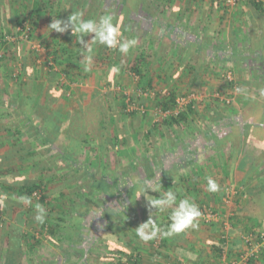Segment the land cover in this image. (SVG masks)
<instances>
[{
	"label": "trees",
	"instance_id": "1",
	"mask_svg": "<svg viewBox=\"0 0 264 264\" xmlns=\"http://www.w3.org/2000/svg\"><path fill=\"white\" fill-rule=\"evenodd\" d=\"M56 1L62 4L70 0ZM72 1L80 2V0ZM203 1L207 3L205 0H193L197 6L202 5ZM50 2L51 0L33 1L31 14H29V22L32 27L31 40L36 31L37 17L41 16V14L43 15L42 12L46 15L45 5L49 6ZM153 3L154 0H136L134 4H132L131 0H96V5L98 4V6L103 8L101 16L106 14L113 16V24L117 26L123 39L128 37L130 29L126 20L135 19L137 22L140 19L143 21L144 17L147 16L145 7ZM209 3L222 9L228 8L215 2L210 1ZM247 4L257 13L264 14L261 0L258 2L251 0ZM91 8L93 9V5ZM72 12L78 13L77 10H73ZM51 14H53L52 11ZM24 20L28 19L25 17ZM159 24L156 21L154 27L146 26V29H143L139 25L137 26L139 28H135V34L136 31L147 30L150 32L151 41H156L161 31ZM187 35L190 36V40L192 39L191 46L195 49L194 51H198V56L194 58L192 49L190 50L189 47L185 48L182 45H174L173 49L178 54H183L185 58L191 59L192 63L200 64L203 61L204 66L208 68L206 63H210V61L205 62V54L199 55L200 52L204 53V50L201 51L202 48L200 47L196 49L198 42L202 40L196 38L198 37L197 33L195 34L196 37L193 34ZM74 36H77V34ZM78 37L80 36L78 35ZM88 47L92 49V65H99L100 62L106 60L109 66H111L121 61L122 53L118 49L108 48L102 44L95 43L93 40ZM97 48H99V51L96 55H93ZM209 49V46H206L205 53L207 55L210 53V57L214 58L215 62L222 59L224 54L223 49ZM78 53H81V56L84 58L88 55L85 48H80L73 52H67L64 48H62L61 52L59 50L50 52L54 64L59 67L60 74L58 73V76L53 74V87L43 85L40 91L39 98L44 103L41 107L42 110L51 108L48 118L44 123L38 127L36 126L34 133L30 134L32 126L24 115L23 126L27 128L24 129L26 131L22 133L19 131L11 132L10 128H7L5 143L4 140L0 139V144L7 148L5 151H0V165L9 164L0 166V264H10L6 255H10L13 261H17L20 259L19 257H24L28 254H33L38 259H42L41 254L43 252H40V250L44 242L53 246L55 251L48 252L49 254L44 255V259L37 264H95L96 261L92 259V250L98 249L102 239L110 243L107 237L102 236L100 239L99 230L110 231L115 236L113 240H115L114 244L118 248H120L118 243L123 245V247H129L130 241H126L127 236L124 230L118 228L116 223H114V218L117 217V220L121 223L129 218L130 213L133 212L140 219L137 221L136 227L147 221L150 209L146 200L149 197L157 198L162 195V191L149 188L144 193V196H140L142 194L140 190L145 186L147 181H152L155 188V183L158 180L163 181L166 179V182L170 181L173 187L177 186L174 184L175 179L178 178V181L183 180V178L177 177V173L175 172L171 173L168 177L167 172L164 171L162 166L168 157L162 156L160 159L161 153H158L157 148H155L154 157H151L154 161L152 160V162H147L143 165L147 179L143 180L141 177L136 161L130 163L129 166L121 165L117 161L118 164L115 165L116 171L110 173L111 166L109 161L111 152L114 155L116 154L114 150L115 148L118 149V143L123 138L122 134H124V132H117L116 121H119L118 117L120 114L128 116L135 113L134 111L131 113L126 112L127 115L124 114V100L126 96L120 94L121 90L119 93H106L100 96V98L94 97L88 107L78 105L79 107L76 110L67 114L63 113L61 109L51 107L52 105H57L62 99L70 97L71 91L68 97L66 94L70 90L68 85L77 81L73 77L71 70L76 64ZM104 53L107 54L105 58L103 56ZM143 65V59L138 58L130 64L129 70L139 76L140 89H142L141 87L143 89H150L151 83L149 80L146 82L147 78L141 69ZM201 66L203 67V65ZM27 67L28 63L25 60L21 71L26 77L28 76L26 88L27 90L32 88V90H36L34 88L35 82H37L36 86H38L41 75L38 69H31L32 72L30 71L29 73ZM205 67H203V70ZM191 71L193 73L189 86H194L193 88L195 89L198 86L199 80H201L200 73L202 70L200 68L195 69L194 67L191 68ZM63 74L66 77V84H62L60 81ZM262 82L254 81L250 84L257 91L252 92L248 98H244L243 107L239 108L235 113L219 112V107L230 103V101L227 102V97H224V99L216 97V99L211 101L212 106H205L204 112L210 121V125H205L204 128L194 134L195 141L193 144L195 148L198 147L203 152L209 150L221 151L227 144H232L233 134H238L240 137L239 152L242 151L244 154V152L256 151L255 149H248V146L252 142L255 144L257 138L262 139L261 132H257L258 127L264 129V82ZM223 88L225 91H228L226 96L232 95L230 92L243 91L242 87L235 80L226 81ZM261 88H263V91H261ZM50 93H54V96L50 95ZM110 95H112V99L109 98ZM176 95L174 92H169L166 97L160 96L156 110L168 111L174 109ZM228 98L232 99V97ZM134 100L135 97L129 95V101L133 102ZM23 105H25L23 108L24 112H27V104L24 102ZM39 114L45 118L47 113L43 111ZM146 114L148 113L143 110L140 115L146 117ZM258 115L262 116V121L259 122L258 120L257 123L245 121V116L250 117L253 121L256 118L255 116ZM195 118H202L199 104L190 103L178 115L168 116L163 118L159 123H154L155 125L147 131L146 137L155 136L157 133L162 135L160 134L162 129L168 131L175 127H182L183 124L190 126ZM95 122H97V125ZM114 126L115 130L117 129L116 135L113 132ZM261 128L260 130H262ZM96 130H98L97 133L99 134L96 133ZM124 131L127 132V129ZM25 132H28L30 139L33 140L32 142L36 143V147L32 148V143L29 139L28 142L20 140V136H23ZM61 135L65 136L66 144L63 145L62 143L60 146L57 144V141ZM184 147L187 150V147ZM86 148L97 157L103 155L102 167H99L98 171L93 169L91 163L82 161ZM188 148L191 150L192 144H189ZM261 151L258 156L248 157L247 162H245L248 165V170L243 177V186L247 184L248 180L246 178L248 174L259 167L261 168L260 171H262H259V173H264V148ZM51 160H54L56 163L53 167L49 166ZM163 188L168 187L164 186ZM251 189L254 191V194L253 192H248L252 194L249 197L247 196L246 199H242L241 194H237L234 197L237 218H235L236 221L233 224L234 231L232 229L229 231L231 234L234 233V237L235 233L242 234L246 230H248V232L246 231L247 233L252 235L256 232L257 227H260V221L261 223L264 222V178L252 185ZM174 190L176 191L177 189ZM21 197H29L31 204L25 203L21 200ZM244 202H246L245 205H243ZM37 203L43 205L46 210V218L43 224L35 220V205ZM118 208L119 211H114V209ZM151 211L154 212L155 209H151ZM156 214L154 213L157 220ZM169 223L170 219L166 217L159 225L161 228L166 229ZM136 227L132 229L135 230ZM135 231V234L138 235V228ZM223 235L216 242L210 243L212 251L215 252L218 259H222L225 255H230L232 250L237 251L238 245H241L242 238H244V235H242V238L239 237V239L236 238L237 240L229 241V239L223 238ZM245 236L247 235L245 234ZM185 238L186 233L182 232L171 237H162V240L164 243L180 244L183 243ZM122 249L119 252V256L113 259L115 260L113 263L127 264L126 261H128L135 264L134 262L137 261L135 260L136 257L132 254L126 255ZM237 253L240 254L241 250L240 252L237 251ZM120 256H123V258ZM260 256L263 260L261 264H264V248L261 249ZM193 263L198 264L197 262L190 264Z\"/></svg>",
	"mask_w": 264,
	"mask_h": 264
},
{
	"label": "crops",
	"instance_id": "2",
	"mask_svg": "<svg viewBox=\"0 0 264 264\" xmlns=\"http://www.w3.org/2000/svg\"><path fill=\"white\" fill-rule=\"evenodd\" d=\"M33 1L34 0H0V33L11 34L18 21H21L25 17L28 21H30L29 14H31ZM261 2L264 9V0H261ZM160 3L162 5L159 7H156L155 2L145 7L147 16L144 17L145 19L143 21L140 19L137 22L135 19L126 20L130 29L128 31V37L124 39H134L135 41L140 40L146 43L143 47L144 51L140 53V55L143 54L141 57L138 54L133 55L134 50L131 48L128 53H122L121 61L114 65L109 66L108 62L105 60L100 62L99 65L91 64L88 69L85 70V58L81 56V53H78L76 64L71 70V73L81 75V78L85 77V79L83 78L84 83L88 88L82 90L84 96H86L85 92L88 93L95 89L98 90L103 88V86L104 88L102 92H106L107 88H111L112 85L116 86L118 83L117 80L120 79L121 76H125L129 73V71L126 70L129 60L133 62L138 58L143 59L144 65L141 69L147 78L146 82L149 80L151 83L150 90L161 91L162 89H166L164 91H167L169 89H177L178 91H188L194 89V86H189L191 75L193 73L191 68L194 67L195 69L200 68L202 70L200 73L201 80H199L198 86L195 89H202L205 84L204 79L206 75L210 77L209 71L203 73V67L201 66H204L203 61L201 62L202 64L200 63L201 65L199 63H192L191 59L185 58L183 54H178L173 49L174 45H182L185 48L189 47V49H192L194 52H192L193 57L196 58L198 56V51H194L195 49L191 46L193 41H191L192 39L190 40V36L187 35L193 34L195 36L196 33L198 37H195L202 40L198 42V47H196V49L200 47L202 48V50L200 49L201 51L204 50V53L199 51V55L205 54V62L210 61V63H206L207 66L210 65V68L213 70L214 68H224L230 71L235 69L232 71L233 76L242 89L248 92L257 91L255 88H252L250 84L254 81L264 82V14L257 13L247 4V2L238 4L235 7H228L224 9L212 6L209 2L206 3L204 1L200 6H197L193 0H160ZM92 5L93 9L91 8ZM49 6L45 5L46 15L42 12L44 16L41 14V16L37 17V25L35 26L36 31L34 32L31 40V44L39 45L41 51L35 52L32 50V45L29 43H4L3 46L0 47V139L4 140V143L7 137V128H10L11 132L19 131L22 133L26 131L24 129L27 128L23 126V119L25 118L23 117L24 115L32 126L30 134L34 133L36 126L38 127L40 124H43L48 118L51 108L42 110L41 107L44 103L43 100H40L39 98L40 91L43 85L53 87V74H56L57 76L58 73L60 74L59 67L54 64L50 52H53V50H59V52H61L62 48L67 50V52H73L77 49L88 47L92 41L91 34L83 37V41L87 43L84 45L78 43L80 40V37H78L79 34L74 36L75 34L72 35L71 30L65 33L51 32L52 29L48 28V25L52 22V19L57 18L66 21L67 17L73 13L72 11L77 10V12L81 14V18L84 20L92 19V17H94L93 19L98 20L101 17L103 10L101 6H98V4L96 5V0H80L79 3L75 1L71 2L70 0L67 3L62 4L56 0H51ZM51 11L53 14H51ZM132 12L134 11L132 10ZM156 21L160 23L159 26L161 31L159 30L158 40L151 41L150 32L143 29H146V26L154 27ZM139 25H141L143 29L138 32L136 31L135 34V28H139L137 27ZM13 45L17 46L12 48ZM20 45L25 47L24 52L18 51V47H20ZM164 45L166 46L164 47ZM206 46H209V50L216 48L223 49L224 54L222 59L215 62L214 58L210 57V53L208 55L205 53ZM98 51L99 48L94 51L93 55H96ZM103 56L105 58L107 57V54L104 53ZM25 60L28 63L27 69L29 73L30 71L32 72L31 69H38L39 74L41 75V78L38 81V86H36L37 82H35L34 88H36V90H32L33 88L27 90L26 88L28 76L26 77L21 71L22 64ZM124 60H126L127 64H125L123 68ZM45 62L46 64H44ZM153 62L157 70V72L154 71L156 72L154 75L155 78L153 77V71H149L151 70L150 68H155L152 67ZM114 69H118V71H114ZM132 74H135V72L132 71L129 76ZM97 82L99 84L98 89L96 87ZM102 84L103 86H101ZM261 91H263V88H261ZM50 95L54 96V93H50ZM89 96L90 95H88V97ZM100 96L102 95L100 94L99 97ZM26 98H28L27 101ZM92 100L88 103H91ZM244 101L245 99H243L240 109L243 107ZM24 102L28 106L27 112H24L23 110L25 107V105H23ZM78 105L81 107H88L89 104L84 105L79 101L74 102L73 104L69 98H66L64 100L62 99L57 105H52L51 107L61 109L63 113L67 114L76 110L79 107ZM43 111L47 113L45 118L41 117L39 114ZM255 117L256 118L252 121L250 117L245 116V121L257 123L258 120L259 122L263 120L262 116L258 115ZM206 118L207 119L204 120L195 118L190 126L183 124L182 127L176 128V132L178 131L177 133L179 134V137L169 139L164 137L163 139L158 140L160 135H153L152 137L147 138V131L152 127L150 126L145 132V138L149 139L148 143L151 142V148L147 154L144 153L141 155V160L138 162V171L143 180L147 179V175L143 170V165L147 162H152L153 159L151 157H154L155 148H157L159 151L158 153H161L160 159L162 156L168 157L164 162V165H162L164 171L167 172L168 177L171 173L175 172L177 173V177L183 178L181 181H178V178L174 180V184L177 185L175 187H173L172 183V185L170 184V181L166 182V179L163 181L158 180V182L155 183V188L158 189V191H162V194L167 191H174L178 200L188 198L192 202L196 203V205H204L208 207V204L211 203L217 208H220L221 205L225 204L223 200L224 191L222 187L227 185L226 177L229 176L231 178V176H235L233 181H239V184L242 185L244 182L243 177L248 170V165H246L245 162H247L248 157L258 156V154L262 152L261 149L264 148V129L261 127L260 128L262 130H260L259 127L257 128V132H261L260 135H262V139L257 138L255 144H253V142L249 143L248 149H255L256 151H249L247 153L244 152V154L242 151L239 152L238 148L240 146V137L238 134H233L232 144H227L223 150H209L203 152L198 149V147L195 148L193 142L195 141L194 134L204 128L205 125H210V121L207 116ZM95 124L97 125V122H95ZM119 124L120 122L117 120L116 125ZM126 129L127 132L122 134L123 138L120 142L122 141L123 143L124 140H128V138H130V142L133 143L134 139H132V137L135 136L136 129H133L131 124H128ZM97 132L98 130H96V133ZM176 135L174 134V136ZM28 139L32 143V148L36 147V143L32 142L33 140L30 139L28 132H25L23 136H20V140L23 142H28ZM59 140H61L63 145L66 144L64 135H61L58 138V141ZM170 142L172 143L171 146L169 145ZM189 144H192L191 150L188 148ZM184 146L187 147V150H185ZM6 149V146H2L0 144V151H5ZM121 149L123 148L121 147L120 150ZM232 149L238 151H233ZM117 150L118 149L115 148L114 151ZM90 155L96 156L94 153H90ZM112 155L113 152H111V158L109 161L111 166L110 173H114L116 171V167L111 162ZM116 155L121 156L122 158L123 152L119 151ZM101 157L103 158V155H99L98 158L102 161ZM132 162H134L133 158L130 160L127 159L120 161L121 165L124 166H129ZM55 164V161L51 160L49 166L53 167ZM6 165L9 164L5 163L0 166ZM99 166L102 167L101 162ZM260 170L261 168L259 167L257 170L251 172L248 174L246 179L251 180L253 177H256V174L259 173ZM235 172H238L237 176ZM208 178L216 181L219 185L218 191L210 192L208 190ZM237 178L240 179L237 180ZM262 179L263 177L257 176L256 180L252 184L244 185L245 189H247L248 192H253L254 194V191L251 189L252 185ZM241 185L240 187L243 189V185ZM164 186L168 188H163ZM174 189L177 190L175 191ZM245 204L246 202H244L243 205ZM8 208L10 209V207ZM234 210L236 211V209ZM223 211L225 210L221 209L219 212ZM233 215L235 216L236 213H233ZM167 217H169V215H167ZM114 219V223H116L118 228L120 230H124L127 236L126 241H130V245L129 247H123V245L118 243L120 247L118 248L114 244L115 240L113 239H115V236H113L110 231H106L104 229L99 230L98 234L100 233V239L102 236L107 237L109 238L110 243L102 239L99 243V247L97 249L98 251L96 248L92 250V259L96 261L95 264H114L113 262L115 260L113 259H115L116 256H119L121 248H123V253L126 255L132 254L136 257L135 260L137 261L134 262L135 264H190L192 262H198L199 264L201 257L199 255L200 251L196 252L198 251L197 246L193 244H186L188 235H191L190 228L184 231L186 233V238L183 240V243L171 244L170 242L164 243L162 236L160 235L158 237L156 236L148 239L143 238V236L139 234L136 235L135 230L138 226L136 227L135 225L140 219L138 216L134 215L133 212H131L130 217L127 218L128 222L126 219L124 222L119 223L117 217ZM158 220L159 217H157V223L160 224L162 219H160L161 221ZM261 224L264 225V222ZM134 227H136L135 230L132 229ZM145 235L150 234L145 233ZM208 246L210 248V245ZM49 247V253L55 251L53 246ZM233 254L234 251L232 250V253L229 256L227 255V260H229ZM6 257L10 261V264H32V261L30 260L31 258L34 260V264L38 263L34 259L35 255L33 254L19 257L20 259L17 260L19 261L18 263L17 261H13V259L10 258V255H6ZM120 257L123 258V256ZM224 259L222 258L220 262H217L214 259L209 258L211 262L210 264H227V260ZM262 262L263 260L261 259L253 264H261ZM126 263L132 264L128 261H126Z\"/></svg>",
	"mask_w": 264,
	"mask_h": 264
},
{
	"label": "rangeland",
	"instance_id": "3",
	"mask_svg": "<svg viewBox=\"0 0 264 264\" xmlns=\"http://www.w3.org/2000/svg\"><path fill=\"white\" fill-rule=\"evenodd\" d=\"M131 2H132V4H134L136 2V0H131ZM154 2H155L156 7H159L162 5L160 3V0H154ZM154 13H156V12H154ZM144 44L146 45V43H144L143 41L137 40L135 46L132 47V49L134 50L133 55L138 54L141 57L143 54L140 55V53L144 51L143 50L144 49L143 47L145 46ZM15 46H17V45H13L12 48ZM18 51L24 52L25 47L20 45V47H18ZM131 57H132V55H131ZM131 63H132V61L129 60V63L126 67V70H128L129 73L126 74L125 76L120 75L121 78L117 80L118 86L112 85L111 88L110 87L107 88L106 92H102V90L104 88L103 84L101 85V86H103V88L98 89L99 84L97 82L96 87L98 90L95 89V90L90 91L88 93L85 92L86 96H84L82 90L88 88V87H86V85L84 83L85 77L81 78V75H78L76 73L72 74V75L74 78L77 79V81L75 83H73L72 86H70L71 95H70L69 99L73 104H74V102L79 101L80 103H82L84 105H88V104L90 105L91 103H88V102L91 101L92 98H94V97H99L100 94L103 96L109 92L110 93H113V92L119 93L118 89L114 90L115 88L119 87V89L121 90L120 94H124V92H126V94L128 96L133 95L135 97V100L131 103H133L135 106H141V104H142L143 110H145L148 113L145 115L146 117H144L143 115H140L141 112H139V111H135V113L133 115H128V116H123L121 114L119 115L118 118H119L120 124L117 125V128H118L117 132H119V133L125 132L124 130L127 128V125L131 124V127H133V129H136L135 130L136 133H135V136L132 137V139H134L133 143L130 142V138H128V140H124V142L121 144H120V142L118 143V150L115 151V153L122 151L123 155H122V158H121V156H118L116 154L112 155V161L111 162L113 163L114 166L118 164L117 161L120 163V161H122V160H127V159L130 160L131 158H133L134 161L136 160V162L138 163L141 160V155H143L144 153H146V154L148 153L149 149L151 148V142L148 143L149 139L145 138V135H146L145 132L148 130V128L150 126H154L155 125L154 123H156V122L159 123L163 119L162 113L158 112V110H156V109H157V103L160 100L159 97L163 96L166 92H174L177 95L178 94H186V93H190V92L195 93V95L197 97V102H198L197 104H199V109H200V112L202 115V118H200L201 120L207 119L206 114L204 112V109H205L204 107L207 105L212 106L211 101H213V99H216V97H219L222 99H224V97H227V99L230 101V103L228 105H224V106L221 105L222 107H219V112L232 114V113H235L241 107V103H242L243 99L248 98L252 94V92L249 93L248 91H245L243 89V91H241V92L240 91L236 92V93L230 92L232 95L226 96V94H228V91L224 90L223 85L227 80H226L224 75L226 74V72H229L230 70L224 69V68H221V69L220 68H216V69L214 68V70H213L210 68V65L208 66L209 68L203 66V67H205V69L203 70V73L209 71L210 77H208L206 75V77L204 79L205 84H204L202 89H191V91H186V90L185 91H178L177 89H175V90L169 89L167 91H164L166 89H162L161 91H156V90H150L148 88L143 89V87H141L142 89H140L139 77L135 74H132L131 76H129L130 73H132V71L129 70V66ZM125 64H127L126 60L123 61V68H124ZM152 67H155V68H150L151 70H149V71H153V77L155 78L154 75L157 72V70H156V66H155L154 62L152 63ZM233 70H235V69H232V71ZM154 71H156V72H154ZM232 71H230V72L232 73ZM205 74H207V73H205ZM232 77H233L232 79L236 81L235 77L233 76V73H232ZM145 91L147 92V96L143 95L146 93ZM88 95H90V96L88 97ZM228 97H232V99L228 98ZM109 98L112 99V95H110ZM86 100H87V102H86ZM124 114L127 115L126 112ZM114 128H115V126H114ZM176 130H177L176 127L173 129H170L168 131L162 129V131L160 133L162 135L159 136L158 140L163 139L164 137H166V139L179 137V134L177 133L178 131L176 132ZM113 132L115 134L116 130L114 129ZM185 132H186V130H185ZM176 133H177V135H176ZM174 134L176 136H174ZM157 135H159V133H157ZM61 143H62L61 140H59L58 145L61 146ZM169 145L171 146L172 143L170 142ZM130 146H132V147H130ZM121 147L123 149L120 150ZM90 153L91 152H89V149L86 148L84 153H83L82 161L85 163L86 162L91 163L93 165V169L98 170L100 167L99 166L100 162L102 163L103 158L101 157V159H102V161H101L97 156L90 155ZM235 171H237V170H235ZM260 172H262V171H260ZM237 174H238V172L236 173V176H237ZM263 174L264 173H257L256 177H253L251 180H248L246 185L252 184L256 180L257 176L264 178ZM233 179H235V176H231V178L229 176L226 177L227 185L222 187L224 194H225L226 189H228L229 191L232 190L233 192L237 191L238 195L241 194L242 199H246L247 196L252 194V193L249 194L250 192L247 193L248 191H247V189H245L244 186H243V189H241V187H240L241 184H239V181H233ZM239 179L240 178H237V180H239ZM231 196L232 195H230V197ZM235 196H237V194L233 195V197L230 199V203L221 205L220 208H217L215 205H213L211 203L208 204L209 206L211 205L210 209H213L218 213V217H219L218 222L205 223L201 219L198 218V220L196 221L198 223V227L195 229L190 227L191 235H188V238L186 239L187 240L186 244H193V245L197 246L198 251H196V252L200 251L199 255L201 257L200 260L198 259L200 261L199 264H207V263L210 264L211 262H210L209 258L214 259L217 262H220V260H222V259L216 258L215 252L212 251L211 246H210V248L208 246V245H210V243L216 242L221 237L222 234H224L223 236H226L227 239H229V241L237 240V239H239V237L242 238V235H244V237L251 235V234L247 233L248 230H246L247 232L245 231L242 234L235 233V237H234V233L233 234L229 233V231L231 229L234 231V228H233L234 225L233 224L236 221L235 218H237L236 215L235 216L233 215V213H236V211L234 210V209H236V205H235V201H234ZM223 198H224V196H223ZM221 203H222V200H221ZM221 209H223L225 211L219 212ZM170 211L171 210L166 211L164 213H157L156 215H157V217H159L158 221H161L160 219L163 220L167 217V215H170L169 214ZM226 223H227V225H225ZM211 224L212 225L214 224V225L212 226ZM217 225H219V226H217ZM237 227H238V225H237ZM258 227L255 230L256 232H258L260 229L264 230L263 224L260 223V227L259 228ZM256 232H254V233H256ZM245 234L247 236H245ZM158 236L159 235H157V237ZM254 238H255V235H253V237H251L252 246H255ZM49 246H51V245L48 244L47 242H44V245L42 246V248L40 250V252H43V254H41L42 259H44L43 258L44 255L45 256L47 255L48 249L50 248ZM249 246H251V245H249ZM249 246L244 243V240L242 238V243H241V245L240 244L238 245L237 251H239V252H240V250L245 251L247 248H249ZM233 251H234V254L229 259L230 261L227 260L228 257H227V255H225L224 260H227V264H232L239 259L240 254H238L236 250H233ZM40 252H39V254H40ZM260 254H261V250L259 251V253L257 255L258 258L254 259V261L256 260V262H258L262 259ZM34 259L37 262H40L42 260V259H38V257H36V256L34 257ZM30 260L32 261V264H33L34 260L32 258ZM254 261H252V262L255 263ZM252 262H250V263H252Z\"/></svg>",
	"mask_w": 264,
	"mask_h": 264
},
{
	"label": "clouds",
	"instance_id": "4",
	"mask_svg": "<svg viewBox=\"0 0 264 264\" xmlns=\"http://www.w3.org/2000/svg\"><path fill=\"white\" fill-rule=\"evenodd\" d=\"M48 28L52 29L51 32L65 33L71 30V34H79L80 40L78 43L86 45L83 41V37L89 34L92 35V39L95 43L102 44L108 48L118 49L121 53H128L129 50L135 46L136 41L134 39L125 40L122 38V34L116 25L113 24V16L106 14L101 16L98 20L88 19L84 20L81 18L80 13H72L67 17V20L52 19V22L48 25ZM85 51L88 55L85 57V70L92 63L90 47H86ZM118 71V69H114ZM207 187L210 192H216L219 190V185L215 180L208 178ZM149 188L158 190L153 187L152 181H147L145 186L141 188V195L148 191ZM25 203L31 204L29 197H21ZM150 212L149 217L145 223H142L138 227V232L143 238L148 239L160 235L162 237H171L175 234L184 232L188 228H197L198 223L196 222L201 216V212L198 206L188 198L177 199V195L174 191L164 192L157 198L149 197L147 200ZM151 209H155L154 212ZM170 211L169 219L170 223L166 229L161 228L157 223L154 213H164ZM35 220L43 224L46 218V210L43 205L37 203L35 205ZM114 211H119L114 209ZM149 233L150 235H145Z\"/></svg>",
	"mask_w": 264,
	"mask_h": 264
},
{
	"label": "built area",
	"instance_id": "5",
	"mask_svg": "<svg viewBox=\"0 0 264 264\" xmlns=\"http://www.w3.org/2000/svg\"><path fill=\"white\" fill-rule=\"evenodd\" d=\"M207 2H215L217 4H221L224 7H235L238 4L244 3V2H248L251 0H205ZM256 2L260 1V0H254ZM31 25L30 22L28 20H24L22 19L14 28L13 32L11 34H5V33H0V47L3 46L4 43L7 44H14L16 42L18 43H29L31 44V39H30V35H31ZM31 48L32 50H34L35 52H39L41 51V48L39 45H34L31 44ZM39 62V60H38ZM17 75V73H16ZM227 81H233V77H232V73L226 72V74L224 75ZM60 81L62 82V84H66V77L64 75L61 76ZM72 84H69V88L70 86H72ZM118 89L120 91L119 88H115L114 90ZM146 92V91H145ZM169 92H166L163 97H166L168 95ZM70 95V90L67 92L66 96L68 97ZM124 96H126L125 100H124V111L127 113H131L134 111H139V112H143V106H135L133 103H131L129 101V96L126 94V92H124L123 94ZM144 96H147V92L145 94H143ZM227 102H229V100H227ZM190 103H198L197 102V97L195 95V93H186V94H178L175 97V107L172 110H168V111H162L160 109H158V112H161L163 115V118H166L168 116H176L178 115L180 112H183L185 110V108L190 104ZM238 194L237 191L233 192L232 190L229 191L228 189H226L225 194H224V203L228 204L230 203V199L233 197V195ZM230 195H232L230 197ZM200 212H201V216L199 217V219H201L203 222L205 223H212V222H218L219 217H218V213L213 210L210 209V207L207 206H202L199 205L198 206ZM227 225V223L225 224ZM253 235H255L254 241H255V246H252V239L251 237H253ZM223 238H227L226 236H223ZM245 238V239H244ZM244 243L247 244L249 246V248H247L245 251H241L240 255H239V259L232 263V264H249L250 262L254 261V259H257V255L259 253V251L261 249L264 248V230H259L258 232L244 237ZM225 257L223 256V259ZM194 264V263H193Z\"/></svg>",
	"mask_w": 264,
	"mask_h": 264
}]
</instances>
